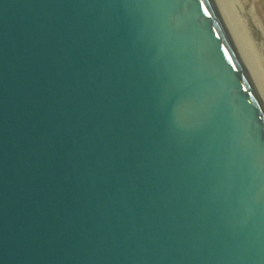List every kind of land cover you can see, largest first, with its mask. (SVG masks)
<instances>
[{"label":"water","instance_id":"obj_1","mask_svg":"<svg viewBox=\"0 0 264 264\" xmlns=\"http://www.w3.org/2000/svg\"><path fill=\"white\" fill-rule=\"evenodd\" d=\"M0 264H264V100L217 0H0Z\"/></svg>","mask_w":264,"mask_h":264},{"label":"rangeland","instance_id":"obj_2","mask_svg":"<svg viewBox=\"0 0 264 264\" xmlns=\"http://www.w3.org/2000/svg\"><path fill=\"white\" fill-rule=\"evenodd\" d=\"M225 2L228 12L231 6L233 15L237 20L239 19L240 35L243 33L242 36H248L255 63L264 79V0H225Z\"/></svg>","mask_w":264,"mask_h":264},{"label":"bare ground","instance_id":"obj_3","mask_svg":"<svg viewBox=\"0 0 264 264\" xmlns=\"http://www.w3.org/2000/svg\"><path fill=\"white\" fill-rule=\"evenodd\" d=\"M219 6L223 12V16L226 20V23L232 33V36L238 46V49L257 85V88L264 100V79L262 73L259 71L257 64L255 63V56L252 53V46L250 47L247 37L242 36L243 33L240 35V25L239 19L237 20L236 17L233 15L232 8L228 5L229 12L227 10V2L225 0H217ZM227 1V0H226ZM243 30V29H242ZM244 31V30H243ZM246 34V33H245ZM264 74V73H263Z\"/></svg>","mask_w":264,"mask_h":264}]
</instances>
